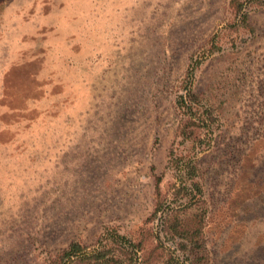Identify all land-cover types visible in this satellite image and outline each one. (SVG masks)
I'll return each instance as SVG.
<instances>
[{"label": "rangeland", "instance_id": "1", "mask_svg": "<svg viewBox=\"0 0 264 264\" xmlns=\"http://www.w3.org/2000/svg\"><path fill=\"white\" fill-rule=\"evenodd\" d=\"M115 231L264 264V0H0V264Z\"/></svg>", "mask_w": 264, "mask_h": 264}, {"label": "trees", "instance_id": "2", "mask_svg": "<svg viewBox=\"0 0 264 264\" xmlns=\"http://www.w3.org/2000/svg\"><path fill=\"white\" fill-rule=\"evenodd\" d=\"M198 96L192 88L188 89V95L182 94L179 97V104L185 113H189L198 123H205L206 119L197 106ZM200 106V105H199ZM190 171L196 173V167L191 166ZM194 186H198L195 182ZM143 251L141 244H136L127 236L115 231L111 235L102 236L98 248L88 250L80 243H72L69 248L57 256L52 264H137L141 258L139 254Z\"/></svg>", "mask_w": 264, "mask_h": 264}]
</instances>
